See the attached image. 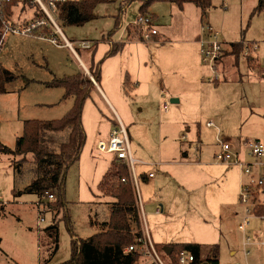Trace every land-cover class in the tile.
Segmentation results:
<instances>
[{"label": "rangeland", "instance_id": "obj_1", "mask_svg": "<svg viewBox=\"0 0 264 264\" xmlns=\"http://www.w3.org/2000/svg\"><path fill=\"white\" fill-rule=\"evenodd\" d=\"M121 2H125V0H112L109 4L99 5L96 8V14L98 15L96 19L88 22L84 26H71L63 29L66 38L69 40L76 39L79 41L88 39L94 43L97 42L98 46L94 50L78 49V45H75V50L72 48H61L46 41L19 36H11L8 38L4 49L0 53V65L10 69L17 75V78L6 84V92L0 93V140L2 141V145L14 148L17 137L23 133L24 120L36 118L37 116H46L41 118H52L48 116L57 117L64 114L59 113L64 103L56 108V110H37L34 102L37 100H54L53 102H58L59 97L57 95L53 94L51 96L48 94L54 90L47 88L45 81L63 76L65 72H68V67L76 68L80 64L81 69L85 71L92 66L93 62H105L107 56L106 51L109 49L110 43L101 40V38L103 35L107 36L111 33L115 22L114 16L120 12ZM257 4L258 0H213V6L208 12V20L213 26V29L218 32L219 39L226 49L230 48L232 51L231 44L233 42H252V45H255L257 48V53L255 54L257 55L258 63L261 67H264V10L254 12ZM167 6L169 4L154 3L151 5L150 10L156 12L161 17L163 14L166 18H169L170 11ZM138 7L139 3L136 0L129 4L126 12H123V27L119 29L118 35L121 33L124 34L126 28L136 22L139 16ZM32 10L29 9L31 12ZM206 23L207 21L205 20L203 24ZM166 24L169 27V21ZM162 27L163 25L161 24L159 27L160 33ZM142 28L144 32L149 30L147 27ZM161 37L165 38L163 31ZM201 38H207V35L202 33ZM171 40L174 41L172 44L164 43L158 49L162 59L176 57V60L173 62L166 60L163 63V73L166 75V80L169 84L171 82L195 83L196 76L198 78L200 77L201 81L204 82L202 84L205 85V93L211 96L212 101L210 104L204 105L203 116L205 118L202 123L206 124L210 119L209 116L216 114L218 118H221L227 123V132H225L227 135L221 132L223 137L226 138L228 136L230 139H239L238 141H241V143L245 139H257L264 142V80L260 82L248 69L246 55L252 52L241 55L240 57V71L244 73L242 82H224L219 86H215L211 82L215 79L216 75L210 65L205 62L202 50L199 61L202 71L200 70L198 74L195 63H191L190 68H186L184 64V55L187 58V63L192 60L190 55L184 51L186 44L175 43L176 39L173 37ZM124 41H128L127 34L124 37ZM151 42L140 41L139 43L143 44L140 48H131V45L127 43L121 58L122 64L133 70L137 77V79L134 76L132 78L137 82H139L140 78L144 82H142L140 89L136 88L134 94L131 92V88L129 89L130 93H126L122 88V84L121 87L118 86L116 91L120 103L126 109V115H124L117 107L124 116V125L129 128L132 138V140L130 139L132 148L137 143L133 133L135 134V131L141 129V125H147L148 118L151 116L150 107L155 106V104L152 105L151 103L154 90L150 91V86L145 84V82L153 77L150 66V70L146 67V58L151 56L149 48ZM225 48L223 47V50ZM251 50L253 48H250ZM226 52L228 53V51ZM140 60L143 64L141 69H139ZM108 65H111V63ZM218 75V79L221 80L223 77L222 74ZM28 78L32 80L27 86ZM93 78L95 79V83L93 82L95 88L92 90L91 98L85 104L83 118L84 127L88 135L83 152L88 153L89 157H91L85 158V154L83 155L84 170L82 173L79 172L77 167L72 168L70 172L69 177H71V180L67 181L66 217L64 219L62 218L64 216V212H62L59 220V249L52 258L43 264H61L68 260L71 257L72 239L75 238L74 236H77L78 238L76 239L78 240L79 238H86L94 234L100 228L98 225L92 224L91 219L94 218L96 221L102 222L109 216L106 201L112 200V198L102 196V194L101 196H96L100 195L101 192L97 187L98 179H96L95 172L96 170L97 172L100 171V176H102L103 172H105L104 170L108 169L103 170L101 167H103V164L107 160L113 161L116 155L113 153L109 155L99 154L95 149L98 142H100L97 138L99 133H105V128L108 123L113 124V121L118 122L119 117L114 108L110 107V105V108H108L101 101V96L97 93L98 82L94 76ZM102 87L104 86L102 85ZM57 89L64 90L62 87ZM172 97L173 95H169V98ZM231 98H233V101H230ZM159 99L162 100L161 95ZM177 105V103L171 104V113L177 108ZM199 108L202 109L201 107H197V112H199ZM188 112V109L184 110V113ZM160 115L162 116L161 112H159L158 116ZM131 122L134 123L132 124ZM215 132L208 137L214 139L218 144L217 133ZM183 134L187 141L198 143L197 124L189 131L187 127H184L183 132L178 135L179 143L190 147V142L182 140L183 138L181 137ZM103 141H108V139ZM220 150L221 147L219 145L218 152ZM209 154L212 157L215 156L211 150H209ZM17 157L10 153H0L1 200L5 201L12 208L4 220L0 219V236L3 238L1 247L7 253L4 255L0 252V264H40L42 258L47 259L49 257V253L46 245L42 243L43 235L39 239V232L37 230L39 220L37 202L39 198L36 194H29L25 191L30 176H26L22 180L16 177L14 160ZM95 163L99 164L98 169L95 167ZM226 166L239 167L238 165L228 164ZM223 173L222 170H218L216 178L223 176ZM254 173L260 174V170L255 169ZM85 177L87 178L85 179ZM246 181H248V177H245L243 182ZM212 187L213 189H209V192L212 194L214 200H217L216 197H220L224 193L225 195L230 194L231 191L228 180L225 183H213ZM15 191H21V194H17ZM255 195L257 196L258 204L254 208L255 213L264 214V212H258L257 209L264 204V192H260V189H255ZM46 201L49 200L45 198L44 202ZM44 207L42 205L45 222L41 228L48 226L53 216V213L48 210L46 211ZM240 209L242 211L244 209L241 201ZM144 210L146 211V214L144 211L146 226L154 243L162 246L166 243L172 245L177 242H192L186 241V238H197V240L207 242L202 246L204 253L213 252L214 245L211 243L217 242L219 237L217 232L219 228L218 223L210 222L206 227H209L212 231L205 230L203 226L198 225L202 224V222H198L193 215H190L188 221L191 218V223L189 222L188 224L182 219H173L165 223L161 222L158 225L156 220H152V216L147 213L148 210L146 208ZM212 225L215 226V229ZM259 226L264 229V220L253 219L251 221L248 231L253 238L256 237L252 232ZM157 232L166 234L167 236H173L172 241L157 242L154 236V233ZM261 233L264 236V230ZM232 238L236 240L238 235H233ZM40 240L41 243L39 242ZM260 240L264 241L263 238ZM221 241L223 242L222 250L225 253L228 244L224 242V237H221Z\"/></svg>", "mask_w": 264, "mask_h": 264}, {"label": "crops", "instance_id": "obj_2", "mask_svg": "<svg viewBox=\"0 0 264 264\" xmlns=\"http://www.w3.org/2000/svg\"><path fill=\"white\" fill-rule=\"evenodd\" d=\"M136 0H125V2H121L119 13H117L115 17L114 27L111 31L112 35H103L101 40L108 41L110 43L109 49L106 51H110L113 47L114 43L122 42L124 43L123 49L116 55H108L106 56L105 62L102 61L100 65V81L97 84L98 94L101 96L106 106L108 108L112 107L116 110L117 116L119 117V121L124 123V116L120 113V111L126 115V109L120 103L118 99V94L116 91L118 86L121 87L125 91L124 83L129 80V89L131 88V92L134 94L136 88H141L142 80L139 78V82L135 81L132 77H136L133 70L128 68L127 66L122 64L121 58L124 53V48L127 43L131 45V48H140L142 46L141 42H151L150 54L149 58H146V67L152 70L153 77L152 79L145 82L146 85L150 86V91L154 90V96L151 100L152 107H150L151 116L148 118L149 121L147 125H141V129L135 131L133 133L134 139L137 141L135 147H131L133 156L139 160L138 163L135 164V174L137 178V190L138 196L141 200L143 211L144 208L148 210L147 213L152 216V220H156V223L159 225L161 222L165 223L166 221L182 219L186 224L191 223V218L188 221V217L193 215L198 222H202V224H198L206 230L212 231L209 227H206L210 222L218 223L219 228L218 239L217 242H212L214 245L213 252L209 254H215L218 257L219 264H264V245L254 244L250 246V254H246L245 246H244V238L245 234L243 231L239 229V223L242 221L244 217V209H240V201H239V193L240 187L243 184L245 175L240 167L226 166L225 164H221L216 161L215 156L212 157L209 154V150L216 155L219 150V143L217 144L214 139H210L208 136L212 135L215 131L218 137L222 136L221 134L227 132V123L224 122L221 118H218L216 114L209 116V120L206 124L202 123L205 118L204 113V105L210 104L212 101L211 96L205 93V85L203 81H201L200 77L196 76L195 83L186 82V83H175L171 82L169 84L166 80V75L163 73V63L166 60L175 61L176 57H170L167 59H162L160 55L159 46L167 43L172 44L174 41L171 38H175V43L186 44L185 53L190 55L192 58L191 61L187 63V58L184 55V64L186 68L191 67V63H195L199 71H202V67L200 66V56L202 50L201 44V36L202 31L201 27L203 22L206 20L208 24L211 25L208 20L209 15L207 10L205 14H202L201 10L193 3H186L183 8H179L175 3L170 2H156L157 3H165L169 4L167 6L170 11L169 18H166L163 14L162 17L156 12H152L149 9V12L153 14L154 25L153 27L158 30V33L154 35L150 40L144 39V29L140 26H136L134 23L130 24L126 31L118 35L119 29L123 27V12H126L129 4ZM138 2V0H137ZM139 3V2H138ZM109 4V3H107ZM102 5V4H101ZM98 7V6H97ZM140 8V3L138 7V14ZM151 8V7H150ZM116 16L118 19V26H116ZM98 17V15H97ZM169 21V27L166 24ZM163 25L160 33V25ZM135 28H133V27ZM212 26V25H211ZM132 27V28H131ZM213 27V26H212ZM134 29V30H132ZM162 31L164 32V37H161ZM174 31V32H173ZM65 34V33H64ZM118 36H117V35ZM128 36V41H124V37ZM116 35V36H115ZM25 38V37H24ZM33 39V38H29ZM88 40V39H83ZM75 45H78L76 39L69 40ZM92 41V40H88ZM93 42V41H92ZM94 43V42H93ZM236 43V42H233ZM232 43V44H233ZM252 44V42H248ZM231 44V47H232ZM243 44H246L243 42ZM97 42L94 43L92 48L88 50H94L97 47ZM180 46V45H178ZM223 47L225 48L224 44ZM245 47V46H244ZM240 54L246 55L245 51ZM68 48V47H61ZM80 49V47H78ZM85 49V48H81ZM226 51L231 52V49H226ZM252 52V53H251ZM251 53V54H249ZM246 55L248 69L254 75V77L261 80H264V67L258 63L257 49L251 50ZM109 57V58H107ZM240 57L236 58L231 55L225 57L223 63L220 65V73L225 71L226 79L220 82H211L215 86H219L222 83H232V82H242L244 73H241L240 67ZM109 60V61H107ZM104 62V63H103ZM95 63V62H93ZM111 65H108L110 64ZM143 64L139 63V69H141ZM150 66V68H149ZM68 72H65L63 76H70L77 72L84 71L81 69V65L78 64V67H68ZM85 72L91 75L89 69H86ZM222 74V73H221ZM57 77V78H60ZM137 79V77H136ZM32 79H27L26 85L30 84ZM51 81V80H50ZM48 81H45V83ZM137 82V83H136ZM217 82V83H216ZM103 83V84H102ZM144 83V82H143ZM46 85V84H45ZM102 85L104 87H102ZM47 86V85H46ZM53 89L52 93H48L51 96L53 94L59 97L58 102H53L54 100H37L34 102V106L37 110H56L61 104L64 103L63 108L59 111V113H65L70 109L73 104V100L71 98L64 99L65 89H57L60 87H48ZM103 88V89H102ZM100 90V91H99ZM102 91V92H101ZM161 91V92H160ZM165 91V95L163 94ZM130 93V91H129ZM149 94V93H148ZM162 97V100L159 97ZM169 95H173L172 98H169ZM165 97L171 101L172 99H178L177 108L173 110L171 113V105L169 109L166 111L162 108ZM91 98V95L88 99ZM73 99V98H72ZM86 100V102L88 101ZM233 101V98L230 99ZM85 102V104H86ZM110 105V107H109ZM56 106V107H55ZM120 111H119V109ZM197 107L199 108V112H197ZM46 108V109H44ZM85 108V106H84ZM194 108V110H193ZM188 109V113H184V110ZM159 112L162 113L160 118ZM155 113V114H154ZM171 113V114H170ZM164 114V115H163ZM169 114V115H168ZM62 116H48L52 118H41L46 116H37L36 118L29 119H55L61 118ZM83 118H84V110H83ZM82 118V121H83ZM212 118V120H211ZM27 120V119H26ZM25 121V120H24ZM214 121V122H213ZM212 122L213 125L210 126L208 123ZM108 123L105 128V133L100 132L97 136L99 141H103L109 139L111 131L114 125L117 122ZM132 124L134 122H131ZM216 123V124H215ZM197 124L198 125V143L187 141L185 135L181 138L182 140H186L190 142L189 146L186 147L185 144H180L178 141L179 133L183 132L184 127H187V130H192V127ZM129 125H131L129 123ZM84 127V122H83ZM128 128V127H127ZM85 130V127H84ZM129 136L131 138V134L128 128ZM222 132V133H221ZM86 133V130H85ZM104 133V134H103ZM227 135V134H225ZM87 133H86V141H87ZM132 136V137H133ZM222 138L230 144V147L233 151L238 152L239 156L244 161H252V158L248 155L247 150L243 147L241 141L230 139L228 136ZM185 141V142H186ZM131 143V142H130ZM0 144L2 145V141L0 140ZM86 144V142H85ZM85 147V145H84ZM83 147V150H84ZM82 150L80 160L76 166L72 168H76L79 172L82 173L84 170L83 163V155L85 154V158L89 157L88 153H84ZM98 152L97 148L95 149ZM104 155H109L111 153H100ZM112 164V160L105 162L101 169H108ZM98 163H95V167L98 169ZM71 168V170H72ZM69 171L66 178V186L65 192L67 196V181H70L71 177H69ZM104 170L102 176H100V171L95 172L96 179H98L97 187L99 188V183L103 177V175L108 171ZM218 170H222L224 173L223 176L216 178V173ZM102 171V170H101ZM153 173V176L150 174ZM132 177V175H131ZM87 177H85L86 179ZM228 182L230 183V194L225 193L220 197H216L217 200H214L212 194L209 192V189H213L212 184L217 182ZM243 182V183H242ZM100 191V190H99ZM29 194H33L27 192ZM137 195V194H136ZM96 196H101L96 195ZM103 196V195H102ZM106 197V196H105ZM39 198V197H38ZM39 201V199H38ZM112 200H107L106 202H110ZM264 202V201H263ZM44 204V203H43ZM2 206V205H1ZM45 206V205H44ZM67 207V206H66ZM1 209V208H0ZM11 206L8 204L4 205L0 210V219L4 220L8 213L11 211ZM67 208H65L66 211ZM109 209V205H108ZM158 209L160 211H158ZM45 210L48 209L45 207ZM52 213L51 210H48ZM146 214V211H145ZM147 220V217H146ZM51 223V221L49 222ZM197 225V226H198ZM42 226V225H41ZM39 227L37 224V230L39 232V239H41V235H44V228ZM192 226V225H191ZM213 228L215 227L212 225ZM194 227V226H192ZM215 229V228H214ZM250 229V228H249ZM248 229V230H249ZM264 229L262 227H256L253 230V235L256 238H252L256 241H262L260 239H264L262 235V231ZM227 231V233H226ZM249 233V231H248ZM250 234V233H249ZM237 236L236 240H233L232 236ZM240 235V236H239ZM251 235V234H250ZM155 239L157 242L172 241L173 236H167L166 234H161L160 232L154 233ZM76 239L77 236H74ZM221 237H224V242L228 244L227 253H223ZM240 237V238H239ZM185 239V238H184ZM187 239V240H186ZM186 241L192 242H177V243H198L202 246L204 243L201 240H197V238H186ZM199 239V238H198ZM197 241V242H195ZM41 243V240L39 241ZM264 242V241H263ZM3 243V238L0 236V252L4 255L7 253L2 249L1 245ZM174 243V242H173ZM158 245V244H156ZM171 245L170 243H166L163 246ZM43 259V258H42ZM225 261V263H224ZM42 264V260L41 263Z\"/></svg>", "mask_w": 264, "mask_h": 264}, {"label": "trees", "instance_id": "obj_3", "mask_svg": "<svg viewBox=\"0 0 264 264\" xmlns=\"http://www.w3.org/2000/svg\"><path fill=\"white\" fill-rule=\"evenodd\" d=\"M112 0H78L58 4L56 18L62 30L71 26H84L97 18L96 8ZM139 15H154L149 12L156 2H170L183 8L186 3L195 4L205 14L213 6V0H138ZM264 10V0H258L254 12ZM116 26L118 19L116 16ZM112 33L110 34V36ZM124 43H114L108 55L118 54ZM243 42L232 44V51L223 54L218 61V68L226 56L240 57ZM78 48V47H77ZM79 49V48H78ZM102 61L92 63L89 68L97 82L100 81V65ZM222 79H226L223 69ZM17 78L10 69L0 65V93L6 92V84ZM216 82V83H217ZM48 87H62L65 89L63 98H73L70 109L61 118L55 119H27L24 121L23 133L17 137L14 148L1 145V151L14 154V169L19 180L29 177L26 192L36 194L40 201L45 193L54 194V199L44 202L45 207L53 213L51 223L44 229L43 245H46L49 257L42 259V264L52 258L59 249V220L64 212L66 217V178L73 166L80 160L86 142L83 127V110L85 102L95 88L94 83L85 71L70 76L53 78L45 83ZM129 80L125 81V92L129 93ZM99 190L103 196L111 197L109 216L102 222L92 218V224L99 226V230L86 237L72 239L71 257L61 264H136L140 257L137 252L128 251V246L136 242L141 234V217L136 193L132 182L128 164L117 157L112 161L109 170L103 175ZM21 194V191H15ZM4 206H0L2 209ZM0 209V210H1ZM258 212H264V204L259 206ZM173 255L187 249L194 253L192 264H219L218 257L204 253L199 243H174ZM159 249L164 246L157 245ZM206 254V255H204Z\"/></svg>", "mask_w": 264, "mask_h": 264}, {"label": "built area", "instance_id": "obj_4", "mask_svg": "<svg viewBox=\"0 0 264 264\" xmlns=\"http://www.w3.org/2000/svg\"><path fill=\"white\" fill-rule=\"evenodd\" d=\"M69 1L78 0H0V53L11 36L33 38L49 42L57 47H68L75 50V43L66 38L56 18L58 4ZM29 9H33L32 12ZM134 24L149 29L143 36L146 40H150L158 33V30L153 27L154 19L150 15H139ZM201 31L207 35V38H201L200 40L202 54L205 62L210 65L216 75L212 81L215 82L219 80L218 74H221L218 69V61L223 54V43L219 39L218 32L210 24H203ZM77 44L78 47L85 49H90L94 45L92 41L88 40L79 41ZM250 48L257 49L255 45L246 43L244 47L246 54L250 52ZM90 77L95 83L93 76L90 75ZM163 94H166L165 91H163ZM170 105L171 101L165 97L162 108L167 111ZM208 125L212 126L213 123L210 122ZM218 142L221 150L215 155L216 161L228 165H238L243 173L248 176V181L244 182L240 189V201L244 206V217L239 223V229L245 234L244 246L246 254H250V246L254 244L264 245L263 241L256 242L248 233L253 219L264 220V214H256L254 210L255 206L258 205L255 189H260V192H264V142L257 139H245L242 141L243 147L252 158V161L248 162L240 159L239 153L233 151L230 144L222 137H218ZM96 148L100 153L115 154L117 158L124 160L130 168L142 225L141 234L136 238V242L127 248L128 251L138 253L140 259L136 264H192L195 260V255L192 251L182 249L173 255L172 250L168 254L164 249H159L150 236L137 190L135 164L139 160L132 154L129 132L124 123L118 121L112 129L108 141L98 142ZM255 169H259L260 174H255ZM153 175V173L150 174V176ZM45 198L52 200L54 199V194L47 192L43 200L37 202L39 227L45 222V215L42 209ZM1 205H6V202L1 200L0 195ZM158 211L160 210L158 209Z\"/></svg>", "mask_w": 264, "mask_h": 264}, {"label": "water", "instance_id": "obj_5", "mask_svg": "<svg viewBox=\"0 0 264 264\" xmlns=\"http://www.w3.org/2000/svg\"><path fill=\"white\" fill-rule=\"evenodd\" d=\"M174 102H178V99H172V103H174ZM163 249H164V251H165L166 253L169 254V253L172 252L173 247H172L171 245H166V246L163 247Z\"/></svg>", "mask_w": 264, "mask_h": 264}]
</instances>
